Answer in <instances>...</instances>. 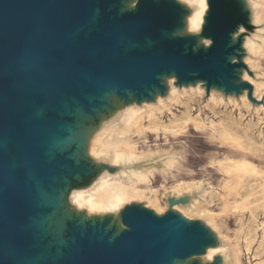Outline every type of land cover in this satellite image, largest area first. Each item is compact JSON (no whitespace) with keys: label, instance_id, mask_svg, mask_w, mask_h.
I'll return each instance as SVG.
<instances>
[{"label":"water","instance_id":"1","mask_svg":"<svg viewBox=\"0 0 264 264\" xmlns=\"http://www.w3.org/2000/svg\"><path fill=\"white\" fill-rule=\"evenodd\" d=\"M110 5V0H0V264H23L45 252L47 238L36 236L32 226L48 212L39 204L35 181L50 190L52 178L65 174L59 169L72 164L66 154L51 159L45 154L48 138L62 136L70 122L59 114L62 101L76 100L86 111L92 105V111L103 92L134 96L156 89L155 80L167 70L203 73L204 62L219 64L217 49L203 61L154 49L157 21L145 14L109 17ZM175 29H161L166 42L176 36L164 32ZM77 226L82 231L74 232L73 245L67 240L60 257L47 254L41 264H169L191 253L185 231L169 223L135 217L131 230L113 242Z\"/></svg>","mask_w":264,"mask_h":264},{"label":"rangeland","instance_id":"2","mask_svg":"<svg viewBox=\"0 0 264 264\" xmlns=\"http://www.w3.org/2000/svg\"><path fill=\"white\" fill-rule=\"evenodd\" d=\"M99 1L102 4L108 2ZM110 1L109 17L145 14L157 21L159 29L152 38L154 49L170 48L177 55L183 53V56L195 61L205 60L215 49L220 52V56L217 58V65L204 62L206 64L203 73H179L170 70L165 72L166 76H174V85L177 88L199 82L202 95L177 99L174 105L166 101L170 111L166 110L142 121L145 123L153 118L161 119L157 123L159 125H144V133L139 136H136V127L132 132H125L129 139L137 143L135 158L143 159L144 167H153L154 170L146 183L135 184L139 194L130 198L122 208L120 218L123 227L120 230L115 232L107 229L111 215H106L100 221L95 220L94 224L87 223L83 233L89 232L99 239L113 242L131 230L130 223L135 217H142L169 223L185 231L184 237L188 244L186 250L191 252L189 256L199 257L206 247L221 246L227 249L226 263L237 264L231 248L238 244L239 264H264V109L255 108L264 105V42L252 62L260 79L259 91H255V94L253 85L241 77L242 70L252 75V71L243 63L245 55L241 42L245 34L238 35L232 41V35L239 25L247 30L253 29L244 2L207 0V10L200 32L178 35L166 42L161 35V29L180 28L181 19L188 12L177 1L137 0L133 9L123 12L119 11L120 0ZM198 39L200 44L196 45ZM228 55L231 56L230 59L224 57ZM154 86L165 100L169 97L167 86L160 78L155 80ZM213 89L223 95L239 96L245 93L250 107L234 109V104L224 106L215 102L208 103ZM153 92L151 87L143 92H134V97L139 104L143 99L156 104ZM119 95L128 99L125 91ZM189 98L195 101H187ZM179 102H182V107L178 106ZM91 108L92 105H89L87 111L92 114ZM239 112L241 116L238 115ZM196 115L199 116L197 124L183 120ZM178 119L180 122H176ZM231 119L235 123L232 127L236 133L234 138L226 130L227 126L224 129L225 125L232 122ZM242 158L251 162L258 172L249 174L234 171L230 159L237 161ZM165 159L175 160L177 169L166 168ZM61 162L63 161L59 158L54 161L56 165ZM104 166L105 163H99L88 167L83 162L78 166L77 172L86 174ZM65 167L76 171L72 164L67 163L59 172L68 175ZM180 183L181 186H178ZM182 184L185 188H182ZM200 185L205 186L207 192L197 194L193 190ZM152 192L157 193L156 196ZM43 211L45 209H41ZM76 221L69 225L66 233L71 246L75 241L74 232L82 231ZM207 221L213 224L214 229H211V225H205ZM210 264L220 263L214 258Z\"/></svg>","mask_w":264,"mask_h":264},{"label":"bare ground","instance_id":"3","mask_svg":"<svg viewBox=\"0 0 264 264\" xmlns=\"http://www.w3.org/2000/svg\"><path fill=\"white\" fill-rule=\"evenodd\" d=\"M136 1L121 0L119 5L120 12L133 9ZM175 1L181 4L188 12L181 19V27L176 28L172 32H164V36L171 37L199 33L205 19L207 0ZM242 1L244 2V7L247 10L248 19L253 29L247 30L243 25H239L232 35V41H235L238 35L245 34L241 42V48L245 55L243 63L252 71V75H249L246 70H242L241 77L253 85L255 93V91H259L260 79L257 71L253 68L252 62L257 55L260 45L264 42V0ZM96 15L97 13L95 12L92 23L95 22ZM147 43L150 44V41L147 40ZM198 44H200V39L196 42V45ZM230 57L228 55L225 58L230 59ZM160 78L167 86L169 97L165 100L160 91L154 89L152 95L155 98L156 104L145 99L139 104L130 91H127L128 99L126 100L117 95L113 90L103 92L95 97L96 105L92 109V114L88 113L76 100H72L71 103L67 101L61 102L59 114L67 116L70 122L63 127L64 134L62 136L53 134L45 142L47 159H51L57 154H66L67 158L70 159L76 168L83 162L87 163L88 167L98 165L99 163H105L106 166L92 170L86 174L69 170V175L62 174L52 178L54 185L51 186L50 190L45 189L39 182L35 181L39 204L46 207L48 212L33 222L32 226L36 236L41 239H47L45 240V252L40 257L23 264H41V260L47 254H51L53 259L60 257L62 249L67 245L66 233L68 225L75 222V218H77L76 223L83 227L87 223L94 224L95 220L100 221L104 216L111 215V221L107 229L117 232L123 227L120 212L130 198L139 194L135 184L146 183L149 178L148 176L154 170L153 167L145 168L142 164L143 159L135 158L136 151L134 150H137V143L131 138L129 139L127 137L129 135L125 132H132L136 127V136L142 135L146 125H156L158 122H161V119L153 118L143 123L145 118L155 117L166 110L170 111L166 101L172 102L174 105L177 99L192 95L201 96L203 93L199 82H196V84L189 83L187 86L183 85L181 88H177L174 85V76L161 75ZM88 99L92 101L94 97H88ZM187 101L191 102L195 100L189 98ZM207 102H215V104L218 103L224 106L234 104V109L235 107L239 109L250 107L245 93L239 96L223 95L221 92L215 91V89L211 90ZM180 103L182 102H179L178 106L181 105ZM255 108L264 109V105ZM41 111V108H37L36 114L39 115ZM170 113V115L174 116L173 112ZM238 115L241 116L242 114L239 112ZM181 116L183 115L181 114ZM188 117L182 118L185 122L199 123L198 115L192 118ZM234 124L232 121L230 124L225 125V128L223 127L226 129L227 126L226 130L231 136L236 134L232 130ZM220 127L222 128V126ZM243 134L246 133L243 132ZM234 137L236 136L234 135L232 138ZM230 161L234 166V171L249 172V174L258 172L252 163L244 158L237 161L230 159ZM175 164L176 161L173 159H165L164 161V165L168 169H172L173 167L177 169ZM29 177L33 179L32 174H29ZM178 186H181V183ZM182 188H185L183 184ZM193 190L197 194L207 192V188L202 185ZM152 193L153 195L157 194ZM155 196L154 198H156ZM205 225H211V229H214L210 221H207ZM237 245L234 244L231 251L237 259V264H239L238 258L240 254ZM226 251L227 249L221 246L206 247L204 253L199 257L173 258L169 264H210L214 258H217L220 264H227Z\"/></svg>","mask_w":264,"mask_h":264},{"label":"snow or ice","instance_id":"4","mask_svg":"<svg viewBox=\"0 0 264 264\" xmlns=\"http://www.w3.org/2000/svg\"><path fill=\"white\" fill-rule=\"evenodd\" d=\"M242 31H243V29H242Z\"/></svg>","mask_w":264,"mask_h":264}]
</instances>
